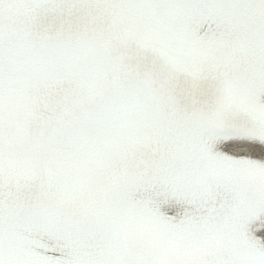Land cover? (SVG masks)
<instances>
[{
    "label": "snow or ice",
    "instance_id": "1",
    "mask_svg": "<svg viewBox=\"0 0 264 264\" xmlns=\"http://www.w3.org/2000/svg\"><path fill=\"white\" fill-rule=\"evenodd\" d=\"M0 264H264V0H0Z\"/></svg>",
    "mask_w": 264,
    "mask_h": 264
}]
</instances>
